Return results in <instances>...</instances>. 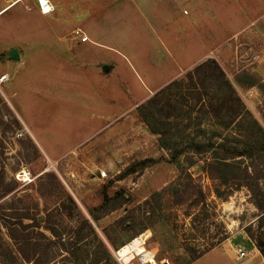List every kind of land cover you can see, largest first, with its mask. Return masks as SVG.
Returning a JSON list of instances; mask_svg holds the SVG:
<instances>
[{"label":"rangeland","instance_id":"rangeland-1","mask_svg":"<svg viewBox=\"0 0 264 264\" xmlns=\"http://www.w3.org/2000/svg\"><path fill=\"white\" fill-rule=\"evenodd\" d=\"M16 4L0 18V76L8 75L0 84V264H152L136 250L117 260L135 238L154 264L260 260L246 231L264 250V218L246 188L225 201L208 194L199 210L175 199L191 185L182 172L201 176L207 193L212 186L203 155L186 149L192 139L218 133L240 147L263 139L264 0H57L47 14L36 0ZM30 32L63 38L29 40ZM81 33L90 41L79 42ZM210 59L233 93L216 66L203 84L194 80L198 91L188 84L187 73ZM173 80L187 87L158 97ZM211 92L216 103L203 114L198 103ZM258 183L264 190V169ZM12 221L27 225L16 226L18 244L5 227Z\"/></svg>","mask_w":264,"mask_h":264},{"label":"trees","instance_id":"trees-1","mask_svg":"<svg viewBox=\"0 0 264 264\" xmlns=\"http://www.w3.org/2000/svg\"><path fill=\"white\" fill-rule=\"evenodd\" d=\"M214 66H216L217 68L216 72L218 74V78L222 80V88L228 92L233 93V87L229 78L212 59L203 62L187 73L186 79L190 80L188 84L191 85V87L195 91H198L199 87L194 82L197 81L200 82V84H203V81L206 82L209 73L213 72L211 70L214 68ZM183 85L187 87L184 80L183 82L181 80H173L162 87L156 95H158L159 97V94L167 92V95H170L171 90L173 89L177 90V93L181 94ZM192 85H195V87H193ZM212 92L207 101H201L200 103H198L199 107L197 109L202 111L203 114L214 108L216 101H214V97H212ZM205 93H208L206 89ZM156 99L154 100V98H150L149 101L146 102V105H148V102L151 101L155 103ZM262 115L264 118V112L262 113ZM143 121L147 123V126H149L151 130H153L157 134L159 133L158 127H152L147 119H143ZM157 123L158 119H155V125ZM167 124L168 123H164V125L166 126ZM254 124L257 126V121L254 120ZM259 128L260 130H262L261 127ZM214 134H216V136H218L222 140H215ZM262 138L263 139H254L250 144H246L242 147L236 144H227V139L223 138L221 135H218V133H213L212 135L205 137L203 140L192 139L186 149H190L191 152H193V154L195 155H203V159H201V171L204 177H206L207 180L211 182L212 186L207 193L199 183L201 176L193 177L189 172H182L180 179L182 180L183 178H185L186 180H188V183H191V185L189 187L186 185L183 190L178 191L175 202L177 204H183L189 201L192 208L195 207L197 208V210H199L200 206L206 203V197L208 194L213 195V197H215V199L219 201H225L234 190L244 187L249 191L250 200L258 211L257 216H259V219L262 220L264 218V190L259 186L258 183L260 170L264 169V135H262ZM162 144L164 145V143ZM182 151V149L176 151L175 154L172 155L174 156L173 158H175L176 155ZM9 190V186L4 188V192H8ZM160 193L161 192L154 193L153 196H160ZM123 203L124 202H119L116 205V208L120 207ZM197 212L194 215L196 217H198L196 215ZM35 221L39 226H42L43 223H41L39 218H37ZM124 222L125 218H122L120 219V221H118L119 224H123ZM19 225L23 227L27 226L23 225L21 221H12L9 225H5L8 236L17 244V240L22 239L23 236L16 228V226ZM48 230L52 233L53 236H56L57 238H59L60 242H62L56 231L51 228H49ZM246 232L248 234V237L254 243L264 259V250L262 249V245L259 243V241L256 240L250 230H247ZM18 236H20L21 238H19ZM223 238H226V236ZM19 246L21 248L22 245ZM207 251L208 249H204L198 254L193 255L191 257V262L199 259ZM21 254L25 262L31 261L32 257L25 255L23 250L21 251ZM57 262L58 264H63V259H59L58 261H56V263Z\"/></svg>","mask_w":264,"mask_h":264},{"label":"crops","instance_id":"crops-1","mask_svg":"<svg viewBox=\"0 0 264 264\" xmlns=\"http://www.w3.org/2000/svg\"><path fill=\"white\" fill-rule=\"evenodd\" d=\"M23 1H27V0H0V7H3L2 9H0V11H3L1 14H0V18L2 17V16H4L6 13H10V11L12 10V8L14 7H12L11 8V6L9 7V9L7 8L6 9V7H8L10 4H16V3H18V4H16L15 6L17 7V6H19V4H21ZM29 1V0H28ZM50 1V3L52 4V6H53V8H52V10L54 9V3H55V1H57V0H49ZM10 8H11V10H10ZM6 9V10H5ZM5 10V11H4ZM10 10V11H9ZM52 10H51V12H52ZM27 34V39H29V40H39V39H47V38H49V39H51V40H60V39H62L63 37V35H61V34H59V33H55L54 35H53V33H26ZM49 34V35H48ZM49 36V37H48ZM54 36V37H53ZM88 37V36H87ZM88 41H90L89 40V37H88V40L87 41H84V42H81V41H79V42H81V43H85V42H88ZM37 56H38V54H37ZM46 61H48V60H44V63H46ZM50 61V63H51V67H49V74H50V76L49 77H51V71L53 70V72L55 73L54 75H56V73L58 72L57 70H59L58 68H53V64H52V60H49ZM48 61V62H49ZM36 62V61H35ZM48 64V63H47ZM46 68V67H45ZM166 69H169L168 67L167 68H163L161 71H166ZM62 70V69H61ZM46 72H48V70H45ZM142 73H143V71L141 70V72L139 73L140 75H141V78L143 79V82H146L147 83V87H150V86H154V84L153 83H151L152 81H151V79L149 78L150 76L147 74V73H144V75H142ZM171 73V71H169L168 72V76H169V74ZM60 76V75H59ZM66 77H67V75H66ZM67 78H62L61 79V77H59V79H58V81H56V83H60V84H62V81H65ZM82 79V78H81ZM72 80H76L75 78H72ZM44 82H45V84H48L49 86H52V85H50L51 83H53V80H52V78H49V79H45L44 80ZM47 82H49V83H47ZM67 82V81H66ZM82 82H84L83 83V87H96V84L94 85V82L92 81V80H89V79H82ZM92 98H94V96H92ZM90 108H92V106L90 107ZM200 258H202V257H200ZM199 258V259H200ZM260 260H258L257 262H255V264H264V259H263V257L260 255Z\"/></svg>","mask_w":264,"mask_h":264},{"label":"built area","instance_id":"built-area-1","mask_svg":"<svg viewBox=\"0 0 264 264\" xmlns=\"http://www.w3.org/2000/svg\"><path fill=\"white\" fill-rule=\"evenodd\" d=\"M36 1H37V6H38V8H39V10H40V12H41L42 14H47V13L51 12L53 6H52V4L50 3L49 0H45L43 3H42L40 0H36ZM78 31H79V30H78ZM78 31H77V32H78ZM78 38H79V41H81V42H84V41H87V40H88V37L85 36V35H82V33H81V34H78ZM7 79H8V75H7V74H2V75L0 76V84H1L2 82H5ZM101 175L104 176L105 173L102 172ZM133 240H134V239H133ZM131 242H132V241H131ZM143 243H144V241H143ZM143 243H141L140 245H142ZM133 252H135L136 255H139V254H137V252H136L135 250H133ZM243 254H244V253H243ZM115 256L117 257V260H119V261H124L122 255L119 254V250L115 252ZM141 256H142V255H141ZM132 258H134V253H133V255H132ZM132 258H131V259H132ZM140 260H141L142 262L147 261V260L144 261L141 257H140Z\"/></svg>","mask_w":264,"mask_h":264},{"label":"bare ground","instance_id":"bare-ground-1","mask_svg":"<svg viewBox=\"0 0 264 264\" xmlns=\"http://www.w3.org/2000/svg\"><path fill=\"white\" fill-rule=\"evenodd\" d=\"M42 3L45 1V0H40ZM13 4H10L7 8H9L10 6H12ZM5 9V10H6ZM4 10V11H5ZM3 11H0V14L2 13ZM140 239L139 238H135L131 243H129L128 245H125L123 246L120 250H119V254L122 255L123 259L125 261H128L130 258H132V255H133V250H136L138 253H144L142 258L143 260H147L148 262H151L152 264H154V260L153 258L149 255L148 252L144 251L143 249L140 250ZM251 261V260H250Z\"/></svg>","mask_w":264,"mask_h":264}]
</instances>
